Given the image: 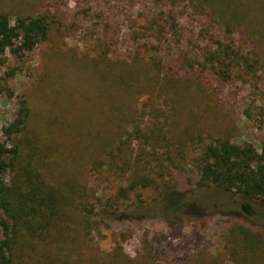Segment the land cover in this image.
<instances>
[{"label": "trees", "instance_id": "obj_1", "mask_svg": "<svg viewBox=\"0 0 264 264\" xmlns=\"http://www.w3.org/2000/svg\"><path fill=\"white\" fill-rule=\"evenodd\" d=\"M162 1L175 8L183 7V3L207 7L210 29L223 36L210 41L209 46L214 48L206 49L203 62L190 63L199 79L207 72L230 79L229 68L243 56L234 46L233 37L238 33L247 34L264 50V0ZM153 18L151 25L157 28L159 37L152 40L161 45L169 18ZM61 25L59 14L49 10L30 7L10 12L0 7V57L10 51L23 58L40 45H48L52 53H58ZM117 38L105 31L100 39L105 44L90 64L96 91L93 99L86 100L89 108H77L71 101L66 107L57 104V115L52 120L55 127L50 136H43L29 128L34 100L22 98L15 121L5 128L7 141L0 142V264H111L84 251L89 243L86 237L100 234L108 221L116 219L121 200L156 185L160 199L132 210L151 213L150 217L164 221L171 230L181 218L201 214L203 209L172 181L151 183L153 179L146 172H139L151 165L152 154L137 153L134 157L128 153L130 146L125 145H131L129 139L144 140L147 145L158 144L164 135L176 138L175 124L170 121L165 128L154 115L171 119L175 98L171 97L170 84L175 83L177 72L167 69L157 53L146 60L136 54L126 57ZM112 48L120 55L111 53ZM51 57L56 59V55ZM196 64L202 71L196 69ZM7 81L0 76V95ZM147 114H152L155 122L143 128ZM92 121L89 126L87 123ZM200 139L204 142L193 162L196 191L214 189L235 196L241 203L235 212L250 218L258 216L257 205L264 206V144L260 150L247 143L238 145L225 136V131ZM8 141L11 147H7ZM64 149L67 154H59L61 160L54 156ZM103 165L116 167L129 182L107 200L89 190L90 184L83 178L91 167ZM223 240L226 256L233 264H264V232L239 224ZM143 251L141 260L131 264H163L149 242L144 241ZM215 260L221 259L210 262L220 264Z\"/></svg>", "mask_w": 264, "mask_h": 264}, {"label": "rangeland", "instance_id": "obj_2", "mask_svg": "<svg viewBox=\"0 0 264 264\" xmlns=\"http://www.w3.org/2000/svg\"><path fill=\"white\" fill-rule=\"evenodd\" d=\"M181 6L175 8L162 0H0V7L10 12L34 7L36 11L59 14L62 21L58 53H52L48 45H40L23 58L10 51L0 57V76L8 79L0 95L1 143L7 141L5 128L15 121L22 98L34 100L29 128L43 136H50L55 127L52 120L57 115L54 111L57 104L66 107L71 101L79 108L87 105L88 98H94L96 84L90 64L103 49L105 42L100 39L105 31L115 38L122 37L117 38L118 47L126 57L136 54L146 60L157 53L167 69L177 72L175 83L170 84L171 95H174L171 97L175 98L170 108L171 119L154 115L165 128L170 121L175 124L176 138L164 135L158 144L147 145L144 140L132 142L129 139L131 145L125 146H130L128 153L134 157L137 153L153 155L149 158L151 165L143 172L139 170L153 179L151 183L172 181L203 210L198 216L181 218L171 230L164 221L150 217L151 213L132 210L160 199L157 185L121 200L116 219L108 221L100 234L94 232L86 237L89 243L84 251L101 256L107 263L138 262L147 241L163 264H212L210 261L217 257L221 260L215 261L220 264H233L226 256L224 235L239 224L264 232V206L257 205L259 215L250 218L237 212L241 203L235 196L214 189L197 192L193 167L204 142L200 137L206 140L210 134L225 131V136L235 144H251L258 150L264 144V50L252 43L247 34L238 33L233 37L234 46L243 56L229 68L230 79L213 72L197 78L190 63L203 62L206 49L214 48L209 46L210 41L223 39V36L210 29L207 7L190 3ZM153 17L155 20L156 17L169 18L161 45L152 40L159 37L157 28L151 25ZM112 49L110 52L114 53L115 48ZM51 55H56V59ZM196 69L202 71L197 64ZM90 118L95 120V116ZM93 122L87 124L92 126ZM152 122H155L152 114H147L141 126H151ZM7 145L13 144L8 141ZM64 151L59 150L54 156L61 160L59 154ZM90 170L82 177L87 178L89 190L103 200L129 184L116 167L103 165Z\"/></svg>", "mask_w": 264, "mask_h": 264}]
</instances>
